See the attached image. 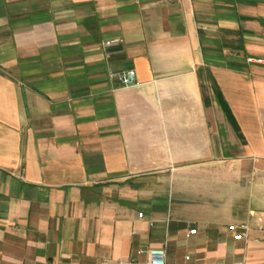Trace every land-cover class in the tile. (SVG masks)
<instances>
[{
  "label": "crops",
  "instance_id": "0c3cea01",
  "mask_svg": "<svg viewBox=\"0 0 264 264\" xmlns=\"http://www.w3.org/2000/svg\"><path fill=\"white\" fill-rule=\"evenodd\" d=\"M250 58L264 0H0V264H264Z\"/></svg>",
  "mask_w": 264,
  "mask_h": 264
},
{
  "label": "built area",
  "instance_id": "2783aa9c",
  "mask_svg": "<svg viewBox=\"0 0 264 264\" xmlns=\"http://www.w3.org/2000/svg\"><path fill=\"white\" fill-rule=\"evenodd\" d=\"M252 62H259L264 64L263 59H249ZM111 76L114 78H118L121 83L125 86H129L133 83L132 77L135 76L134 70H121V71H113L111 72ZM142 215V213L140 214ZM229 231L233 234L236 240H247L250 237L252 232V227L248 222H240V223H232L228 226ZM260 230L264 231V226L261 225ZM197 229L190 230L191 234L196 233ZM139 254L146 255V260L142 264H166V250L164 248L156 247V248H147L140 247L138 249ZM106 264V263H103ZM238 264V263H236Z\"/></svg>",
  "mask_w": 264,
  "mask_h": 264
},
{
  "label": "water",
  "instance_id": "95a60500",
  "mask_svg": "<svg viewBox=\"0 0 264 264\" xmlns=\"http://www.w3.org/2000/svg\"><path fill=\"white\" fill-rule=\"evenodd\" d=\"M132 80H134V77H132Z\"/></svg>",
  "mask_w": 264,
  "mask_h": 264
}]
</instances>
